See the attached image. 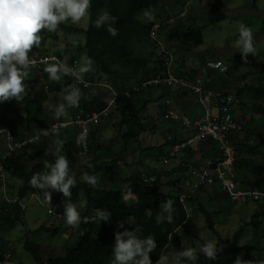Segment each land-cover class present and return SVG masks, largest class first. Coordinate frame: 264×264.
Listing matches in <instances>:
<instances>
[{
	"label": "trees",
	"instance_id": "obj_1",
	"mask_svg": "<svg viewBox=\"0 0 264 264\" xmlns=\"http://www.w3.org/2000/svg\"><path fill=\"white\" fill-rule=\"evenodd\" d=\"M167 1L91 0L90 21L86 30L75 26H68L64 23L60 25L65 32L85 34L86 42L84 52L86 53V57L92 59V65L96 67L99 73H102L106 77V82L114 86L118 94L115 108L116 112L121 115L119 130L123 132L122 129L124 127L127 128L122 133L123 139L127 143L134 140L137 141L140 134L146 131V125L142 121V115L145 113L150 101L149 99L144 100L141 96L143 90L136 91L135 87H141L143 83L161 74L163 69L165 70L163 66L164 53L162 57L155 55L147 57L140 49L136 48L137 45H144L150 42L153 38V31L156 32V37L153 40H157L158 31L164 28V26L155 29L154 20L150 23H144L138 20L137 17L143 14V10L150 8L153 12L159 7H162V4ZM254 4L256 5V1ZM224 6V2L210 3L208 5L212 12V23L220 22L226 18V15L219 13ZM101 9H107L113 16L117 17V21L113 25L118 30L117 36H111L107 32V26L101 28L95 27L94 22ZM183 20L178 21V27L174 32H170L169 37L182 38L185 42H192L194 46H201L204 41L202 31L200 30L202 27L186 28L185 31H182V29L187 27L182 22ZM81 50L82 48H77L78 52H81ZM57 56L62 60L65 58L63 53H58ZM40 66L42 68L45 67L43 64ZM225 73L228 74V71ZM84 75L87 80L96 82V79L94 80V77L91 76L90 71ZM30 76H32L31 73ZM46 78V82L52 88L53 93H58V96L69 85L75 84L74 79H70L69 75L62 76V80L59 83L50 81L47 75ZM33 81H37V78H34ZM25 82L28 86L26 94L21 100L23 112L18 113L15 106H12L15 100L7 102L8 105L5 111L0 112V129L3 127L10 128L16 142H22L25 139L32 138L39 129H44L49 125V117L46 111L49 97L45 96L41 91L34 92L30 89V80H26ZM133 83L135 84L133 85ZM223 83H225L224 80ZM246 92H252L255 99L249 110L256 115L264 117V86H258L254 83L247 84L245 87L239 88L237 93L239 97H242ZM53 98L56 99V97ZM94 103L96 105L92 108L91 104ZM79 104L80 106L74 107V110H83L88 113L94 111L100 112L107 105L96 99L90 102L82 99ZM262 129H264V126L260 130H250L247 136L250 135L252 137L254 134L258 135ZM50 139V137H45L42 141H38L35 144H28L24 147L17 148L9 156L4 157L1 145L5 143V140L0 136V165L7 177L17 178L22 182L16 194L24 205H26L24 201L31 195L41 193L40 190L30 186L29 181L32 175L37 172L43 173L47 171L44 166L46 160L55 161L54 149L50 146ZM92 140V143H94L96 140L95 135H93ZM235 145L237 149V157L234 164L236 180L239 181L241 186H250L251 188H255L256 183L251 182L247 184V178L249 176H252L254 180L260 179L264 183V162L258 161L256 157L264 149V137L255 143L240 140ZM65 148V155L70 162L75 161V157L82 150L81 145L76 142H68ZM187 152H190V150ZM45 153H48V155H45ZM188 155L186 158L191 160ZM98 162H93L86 169L88 174L98 175V186L92 188L84 183L80 177L75 176L77 186L71 190L72 196L70 202L77 204V206L79 204L84 205V207H80L83 210V217L93 215L94 210L97 208L106 209L111 213L110 221L94 223L82 222L76 229L75 235H77L75 243L66 247L65 253L62 256L48 257L47 260L41 258L42 247L40 243H35L34 240H27L24 248L33 255L36 264H111L115 233L117 231L123 232L125 229L131 230L137 225L142 228V236L147 237L151 234L156 239L157 249L150 254L153 262L158 260L161 251L171 242H173L176 252L184 250L181 241H177V233L184 226H188L191 220L187 218L188 215L184 209L185 206L180 202L179 195L166 192L165 187L160 184V177L157 173H151V175L158 176V180L154 185H145L142 182L140 174H133L126 181L128 187L126 190L109 188L105 184V179L108 177L107 175H113L118 170V160H111L110 163ZM180 167L172 168V170L168 169V173L171 174L172 171L181 170V176L185 178ZM1 190L0 183V193ZM180 192L181 189L179 188L178 194ZM125 195L135 196L136 203L129 205L124 202ZM168 199L175 201L174 208L176 211L173 214V221L172 223L165 222L157 225L156 215L161 211V204ZM195 200L192 196L189 201L193 204ZM68 202L69 200L64 199L62 193H58L54 197L53 209L58 214H64V207ZM4 203L6 202L0 198V257L1 252H10L13 254L12 260H14L15 248L10 246L8 241L5 240L6 237L4 235L9 234L18 224L23 222L27 207L23 208L22 204L18 203L5 206ZM199 210L205 216L209 230L216 236L217 241H219L217 248L219 249L221 245L224 246L223 251L217 252V260L209 261L202 256V259L200 258L199 260L200 263L227 264L228 259L235 257L241 249L240 245L246 229L241 228L232 238L224 239L216 229L214 214L217 212L210 213L201 204ZM262 216H264V207L252 215L251 221L247 226H254L260 229L262 227L260 221ZM121 223L124 224L123 228L119 227ZM41 232H48L52 236H57L60 229L42 226L33 232V235L35 236ZM262 236H264V228ZM233 264H235V260H233Z\"/></svg>",
	"mask_w": 264,
	"mask_h": 264
},
{
	"label": "rangeland",
	"instance_id": "obj_2",
	"mask_svg": "<svg viewBox=\"0 0 264 264\" xmlns=\"http://www.w3.org/2000/svg\"><path fill=\"white\" fill-rule=\"evenodd\" d=\"M255 1L256 5L254 4ZM216 2H224L225 6L219 11V13L226 15V18L220 22L212 23V12L208 5L210 3ZM182 12L186 13L188 16H186L187 18H183L184 20L182 22L186 24L187 27L182 29V31H185L186 28L190 29L202 27L200 30L202 31L204 38L203 44L201 46L195 48L192 47V49L186 51L185 48L182 49L183 45H180V38H170L167 35L168 32H174L178 27V21L182 20L179 18ZM152 14L155 17V23H157L158 26H164V28L161 30L159 29L157 40H155L156 42L152 38L150 42L145 43L144 45L136 46V48L140 49L145 56L151 57L152 55H155L162 57L163 54L161 53L160 47L158 45V41H161L163 44H166V50L172 53L171 60H173L174 68L187 70L190 67L193 68L194 65L201 63L202 61L205 62L207 59L206 69L212 72V79L215 78L218 80V83H223V80H225L228 84H231V82L235 79V82H238V86L240 87L242 82L246 84L254 83L258 86H264V0H168L162 4V7H159L153 11ZM137 18L144 23L152 22L147 20L143 14L139 15ZM169 20H173V22ZM89 21L90 15L79 24H72L70 20L64 24L86 30L88 28ZM239 23H244L249 26L253 30L255 38L256 53L254 56L250 54L247 57V64L244 62L238 49L234 46V41L238 38L237 29ZM40 35L42 37L41 46L39 49H33L34 52L38 51L40 53V55H38L39 57L44 58L47 56V54L58 53H63L65 58H70L73 55H77V59L80 62V67L83 66L82 57H86V53L84 52L86 37L84 33H68L65 32L62 27H59V30L56 32H48L45 30ZM170 42L175 43V45H169ZM77 48H82L81 52H78ZM181 64H184V66L180 67ZM35 66L39 67V64ZM33 67L31 69L32 76L29 75L26 80L31 81V84H29L30 89H32L34 92H42L44 87L41 84L43 81L40 79L45 72L43 69H37ZM225 68L227 69L228 74L225 73ZM247 72L248 74L246 75L245 73ZM90 73L91 76L94 77V80L96 79L95 81L97 83L102 84L99 86L95 85L90 92H87L90 93L91 97H95L96 100L107 104L108 94L105 88H103V84L106 83L110 88H112V90L116 91L114 86L106 82V77L102 73H99L94 65H92V70ZM34 78H37V81H33ZM25 84L28 86L26 82ZM134 84L135 83H133V85ZM221 86L222 85L219 84L217 88H220ZM158 91L159 90L156 89H150V91L148 89L143 90V94L141 95L142 98L144 100L149 99L150 101L148 103L146 115L143 114V116H148L152 119L155 117L153 115H157L156 109L158 108H154L155 103L158 102L159 104H163L164 102L162 99H156V101H153L152 95L158 93ZM186 93L189 95L191 94L189 92ZM249 95L250 99H246L245 101L247 104L248 102L254 103L255 99L253 94ZM158 96L159 95H157L155 98ZM53 97H56V99ZM61 97L62 94L60 96L54 94L47 101L46 111L50 123H52L53 120H56L54 118V109L63 102ZM7 105V102L0 103V112L5 111ZM13 105L15 106V109L18 113L23 112L22 101H14L12 106ZM150 113L153 115H150ZM248 114L250 115L249 112ZM51 117L53 118L52 120ZM253 117L254 120H252L251 123L246 124V129L252 128V131L260 130V128L264 126V117L261 115ZM120 120L121 115L116 112L115 107H112V111L109 116L102 120L98 125V135L95 136L96 140L94 142V147H92L90 153L87 156H84V159L91 160L95 158L94 155H100L103 163H110L111 158H116L119 162V168L116 171V174L107 175L108 177L105 179V184L115 190H126L128 187L125 181H127L130 175L140 174L143 172L147 173L144 170H140V173H137L138 164H147L148 161H152L151 157L155 156H157L158 160V155L161 150L165 151V153L162 155H166L169 150L165 149L166 146H161V141L158 139L159 135H155L151 130H149V122L145 124L147 129L146 133H142V135L139 136L141 137L140 142H125L122 133L126 131L127 128L124 127L122 129L123 132L119 130ZM174 122L175 121L159 119L155 130L162 133V131L165 132L168 130L167 128L171 127V129H169L171 130V136L174 137L175 135V137L181 138V133H175L173 135L174 125H176ZM100 126L102 127L101 130ZM163 136H166V134ZM262 137H264V129H262L258 135L254 134L252 137H248L247 140H249L250 143H255L258 142ZM152 144L153 146L151 147L150 145ZM204 148L209 150V147L207 146H204L203 149ZM204 153L206 154V150ZM56 154L64 155L63 149H58ZM256 157L258 161L264 162V149H262L260 154ZM138 158L141 162H139V160L134 161ZM155 163L156 161L154 164ZM158 164L159 166H156V168L158 171H160V165L163 164L159 161L157 165ZM71 171L74 173L76 170L72 169ZM85 172L87 171L83 170L79 172L78 176L81 177V175ZM125 175L127 176L126 178ZM75 176L77 175L75 174ZM7 178L13 182L16 181L15 183H17V179L6 176V179ZM255 181L257 188H264V183L260 179H256ZM15 183L13 184L11 191L12 196L17 195L16 193L18 187L15 186ZM21 184L22 182L20 183V186ZM8 189L9 187L7 186L6 191L2 193L3 196L8 192ZM171 193L174 194V190H172ZM57 194L58 192H52L51 202H48L44 198L42 192L37 194V198H28L24 201V203L27 205V210L25 212L23 222L18 224L9 234H5V240L9 243L11 241V246L15 248L14 264H36V260L34 259L33 255L24 248V244L27 240H34L35 243H40L42 247L41 258L43 260H47L48 257L62 256L65 253L66 247L75 243L77 235H75V232L77 228L73 229L68 227L63 219L51 215L48 212V210L53 208L54 197ZM123 200L129 205L136 203V197L133 195H125ZM223 201L224 203L219 205L216 203L213 205L208 203L207 206L205 204L204 207H206V210L212 213L217 211V213L214 214V220L217 231L223 236L224 239L232 238V236L237 231H239L246 222L250 221L251 216L258 210L260 205H263L262 203H249L242 205L229 203L228 200ZM79 205L78 210L83 217V210L79 207ZM191 207V218L189 219L191 222L188 224V226L186 225L178 231L177 241H181L184 249L191 247L195 250L193 261L190 262V264H201L199 260L204 255L200 252V246L203 243V241L199 240L200 232H205L209 239L217 240V238L209 230L204 215L199 211V209H195L196 205L193 203L191 204ZM42 226L52 227L53 229L59 228L60 232L57 236H52L48 232H41L34 236L33 232ZM258 230L255 228H248L245 233L246 239L244 240V243L247 240L245 244H249L250 240L258 235L255 242L260 243L261 247H264V239H262L263 227ZM170 244L174 246L173 242L169 243V245ZM246 249L247 248L245 246L243 251ZM174 251H176L175 246ZM262 254H264V251ZM234 258L235 257L228 259L229 261L227 264H231Z\"/></svg>",
	"mask_w": 264,
	"mask_h": 264
},
{
	"label": "clouds",
	"instance_id": "obj_3",
	"mask_svg": "<svg viewBox=\"0 0 264 264\" xmlns=\"http://www.w3.org/2000/svg\"><path fill=\"white\" fill-rule=\"evenodd\" d=\"M90 8H91V0H0V103L10 102L12 100H15L16 102L21 101L24 95L26 94V90H27V85L25 84V80L29 77L32 67L34 66L33 68L43 69L40 66L41 64L45 66L43 69L45 73L40 79L43 81V83L41 84L44 87L42 93L49 98H51V96L56 94V92L53 93L52 88L46 82L47 80L46 75L48 76V79L50 81L56 83H59L62 80V76H67V75L70 76V79L71 78L74 79L75 77L78 83L83 82L82 79L91 83L92 85L88 89H80V87H78L77 84L69 85L66 89H64L62 91L63 102L60 103L58 106H56L54 110V118L56 120H53L52 123L49 122V125L47 126L50 127L52 125V127L48 130H44L45 128L39 129L38 132L32 138H30L32 142L36 143V141L37 142L42 141L45 137H50L52 139L53 137H56V135L60 133L74 130L78 135L77 142L81 145L82 148V150L78 153V156L80 155L87 156L90 153L92 147H94L93 145L94 143H92L93 135L95 136L97 135V127L102 120L106 119V117H103L99 122V124L93 128V132L91 133L89 140L90 141L89 149L86 153H84V149L81 143L83 136L81 135V132L78 128L68 126L67 128H61L58 130V128L62 127L63 125L55 124V123H67L69 119L72 116H75L79 110H75L74 113H72L70 117H68L67 119H60V118L67 115L68 109L79 106V102L82 98V91L84 90L91 91L95 85L99 86L102 84L97 82H91L85 78L84 73H87L92 70L93 61L91 58L82 57L83 66L80 67V62L77 59V55H73L70 58H64V60L59 58L57 54H47L46 57L39 58L38 55H40V53L38 51H36L37 53L34 52L33 49L40 48L42 43V37L40 34L43 31L47 30L48 32H56L59 30L61 24L66 23L69 20L71 21L72 24H79L86 17L90 15ZM143 16L149 21L155 19V17L152 14V10L150 8L143 10ZM179 18L181 17L179 16ZM116 21H117V17L113 16L107 9H101L94 23H95V27L97 28L107 26V32L111 36L115 37L118 35L117 28L113 26L116 23ZM237 30H238V38L234 41V46L238 49L244 62L247 64L248 63L247 57L250 54L254 56V54L256 53L253 30L244 23H239ZM154 37H156V35ZM163 53L165 55L163 66L166 70V66H165L166 60L167 58H169V55L172 56V54L169 53L168 50L167 51L164 50ZM48 58L51 60L45 63L44 60ZM75 61L77 62V65L74 69L71 68V66H73ZM37 64H39V67L35 66ZM172 65H173V60H172ZM172 65H171V69L176 75H181V76L184 75V74H177L174 71ZM165 70L163 69L162 73H164ZM224 70L227 71L226 68ZM194 73L195 72H191L190 74L196 75ZM246 85L247 84L245 83V86ZM105 86H108L106 83L103 84V88H105L108 96L111 99L112 95L110 91L106 89ZM46 89H49L48 93H46ZM162 89H166V88H162ZM162 89H156V90H162ZM209 90H213V89H209ZM214 91H218V90H214ZM109 101H107V105L104 109L107 108ZM115 105H116V101L113 107H115ZM164 108H165V102H164ZM102 111L98 113H101ZM3 128L0 129V132H6V130H2ZM41 136L43 137L40 140ZM247 138L246 136H244V138L242 137V139L240 140H246ZM207 144L210 145V147L214 151L215 143H213L212 141L210 142L207 141ZM45 155H48V153H45ZM173 160H171L168 165H164L163 163L162 164L166 167H169V165ZM207 160L208 158L206 159V161ZM158 161L161 162L159 158ZM205 163L195 168L205 167ZM44 166L47 169V171L43 173L40 172L34 173L29 181V184L32 188L40 190L43 193L44 198L48 202H51L52 200L53 191L62 193L64 199L69 200V202L65 204L64 214H59L62 215L61 219H63L66 222V225L68 227L75 229L78 228L82 222L94 223V222L110 221L111 213L106 209L97 208L94 210L93 215L82 217L80 211L78 210L77 204L70 202L72 196L71 190L77 186V180L75 174L72 173L71 171L70 161L68 160L66 155L55 156L54 162L46 160ZM0 168H2L1 165ZM187 171H189V168ZM182 173L184 174L185 177L188 176V172L187 173L183 172V167H182ZM0 174H3L4 177V181H2L0 177V183L2 188L0 193V198H1L3 196L2 193L6 191L8 185H7L6 174L3 168L2 171L0 170ZM142 174L151 175L143 172L140 173V177ZM171 174L168 175V181L171 184V186L176 190L177 195H179L178 189L180 188L181 192L183 191V189L181 187L178 188L174 186L178 181L175 182L174 184L173 181L169 180ZM81 180L84 183L91 186L92 188H96L99 184L98 175L95 174L90 175L87 172L81 175ZM157 180H158V176H157ZM237 182L240 185L238 180ZM154 183L150 185H154ZM241 187L244 188L243 186ZM214 189L219 191L224 196V198L228 200L227 197L220 191V189L216 185L210 186L209 188H201L196 193L192 194V196L195 198V195L197 193L209 192V191H213ZM252 189H258L259 191L264 193V188L259 189L255 187ZM8 194H9V190L7 193H5L4 196L10 199L17 197V195L9 197ZM31 196L29 198L35 197V195H31ZM229 203L232 202L229 201ZM249 203H262L263 205H260V207L258 208V210H260L262 207H264V198L262 200L260 199L256 201H250L246 204ZM174 204L175 201L173 199H168L166 202L161 204L160 206L161 211L156 215L157 225H160L165 222L172 223L173 214L176 211V209L174 208ZM201 204H205V203H201ZM235 204H240V203H235ZM246 204H242V205H246ZM194 205H196L195 209H199L197 203H195ZM184 206H185L184 209L188 215L187 218L189 220L191 218L190 213L192 211L190 201L187 203V206L186 205ZM79 207H84V205L81 204ZM250 221L246 222L245 225L242 227L246 229L245 233L248 230V228L257 229L254 226H247L248 223H250ZM260 221L262 223V227L264 228V216L260 218ZM119 227L123 228L124 224L121 223ZM245 239H246V234H244V238L241 242L240 245L241 249L235 255L234 258L235 264H264V256H260L258 253L253 252V250H255L257 247L255 246L256 244L254 243L255 241L250 240L249 244H245L247 242L246 240V242L244 243ZM199 240L203 241V243L200 246V252L204 255V257L209 261L217 260L218 258L217 252L223 251L224 246L221 245L220 248L218 249L217 244L219 243V241L214 239H209L205 232H200ZM251 245H253V247H251ZM245 246L247 249L243 251V248ZM261 248L264 249V247ZM156 249H157V243L154 236L151 234L148 235L147 237L142 236V228L139 225L133 227L131 230L125 229L123 232L117 231L115 233V243L112 246L113 259L111 261V264H190V262L193 261L195 254V250L191 247L176 252L174 251V246L170 244L169 246H166L164 250L161 251L158 260L156 262H153L150 254L153 253ZM246 260H250V261H246ZM231 264H233V262Z\"/></svg>",
	"mask_w": 264,
	"mask_h": 264
},
{
	"label": "built area",
	"instance_id": "obj_4",
	"mask_svg": "<svg viewBox=\"0 0 264 264\" xmlns=\"http://www.w3.org/2000/svg\"><path fill=\"white\" fill-rule=\"evenodd\" d=\"M185 16L186 13H182L181 17L184 18ZM155 35L156 32L153 31L152 36L154 37ZM49 60L51 59H45L44 62L47 63ZM76 65L77 62L75 61L71 68L75 69ZM171 65L172 60L169 55L165 63V72L143 83L141 87H136L135 90L166 88L189 92L194 95L196 102L204 109V115L200 119L192 120L187 115L174 109L170 100L165 101L166 108H164L165 110L162 112V118L168 121L179 122L183 128L190 130L191 134L187 139L173 144L169 152L160 157L161 162L164 165H168L171 160L177 159L182 153L189 150L198 151L199 147L207 141L215 143L213 152L217 153V156L208 158L205 167L195 168L193 166H187L189 171L188 176H184L185 178L181 176V170L172 172L169 180L173 181L174 184L178 181L174 186L183 189L179 194L180 202L187 206L192 194L196 193L201 188H209L214 185H216L227 199L234 204H246L250 201L262 200L264 198V193L258 189L242 188L235 177L234 164L237 157L235 144L242 139V137L244 138V136L247 135L246 121L243 118L242 100L238 97L237 91L222 93L209 90L206 87V81L202 75H176L172 71ZM82 80L83 82L78 83L74 77L75 84H77L80 89L90 88L92 84L84 79ZM244 86L245 83L242 82L241 87ZM105 87L110 91L112 97L107 108L101 113H88L79 110L67 123H55L63 125L59 127L58 130L67 128L68 126L76 127L80 130L83 136L81 143L84 153L89 149V140L93 128L99 124L103 117L109 116L116 101L117 93L109 86ZM48 90L49 89H46V93H48ZM51 127L52 125L44 130H48ZM2 130H6V132H0V136L5 140V143L1 145L4 157L9 156L10 153L17 148L35 143L32 142L31 139H25L23 142H16L11 129L4 127ZM42 137L43 136H41L40 140ZM0 170L2 171V168H0ZM0 177L1 180L4 181L3 174H0ZM141 179L144 184L150 185L157 181V176L142 174ZM1 200L6 202L4 203L5 206L18 203L22 204L23 208H26V205L17 197L10 199L6 196H2ZM48 212L60 219L62 218V215L57 214L54 209H50ZM12 258V253L1 252L0 264H8Z\"/></svg>",
	"mask_w": 264,
	"mask_h": 264
},
{
	"label": "crops",
	"instance_id": "obj_5",
	"mask_svg": "<svg viewBox=\"0 0 264 264\" xmlns=\"http://www.w3.org/2000/svg\"><path fill=\"white\" fill-rule=\"evenodd\" d=\"M183 12H185V11H183ZM182 13L180 14V17L182 15ZM169 21H171V20H169ZM171 22H173V20ZM171 22H169V23H171ZM159 27L160 26H158V24L155 23V29H157ZM167 35L170 36V32H168ZM179 42H180V45H183L182 49L185 48V51L189 50V49H192V47L193 48L198 47V46H194V44L192 42L188 43V42L183 41L182 38H180ZM171 44L175 45V43L170 42L169 45H171ZM158 45L160 47L161 53H163L164 50L167 51L166 48H165L166 44H163L161 41H158ZM181 52H183V51H181ZM169 53H171V52H169ZM206 62H207V59H206L205 62L202 61L201 63H198V64L194 65L193 68L190 67L187 70L186 69L185 70H180L178 68H174L173 65H172V67H173L174 71L177 74H190L191 72H195L194 74L202 75L205 78L206 86L209 89L218 90V91L220 90L219 92H222V93L233 92V91H237L238 92V89H239L240 86H238V82H235V79H234V81L231 82L232 86H231L230 83L228 84L225 80H224L225 83H218L217 82L218 80H216L215 78L212 79V77H211L212 76V74H211L212 72H210V71H208L206 69ZM183 66H184V64L180 65V67H183ZM245 74L247 75L248 72L245 73ZM219 84H221L222 86L220 88H217ZM87 91L88 90L82 91L83 94H82L81 100L84 99V100H87V102H90L93 99H95V97H91L90 93H89L90 91L89 92H87ZM249 94H252V92H246L241 97L242 106H243L242 109H243V113H244V117L243 118L245 119L246 124L247 123H251V121L254 120L253 116H257L256 114H254L253 112H251L249 110L250 106H252V103L248 102V104H247V102L245 101L246 99H250V95ZM157 95H159V96L157 98H155ZM152 96H153L152 97L153 101H156V99H162L164 102L166 100H168V99L171 100L172 101V107L174 109H177L181 113L187 115L192 120L200 119L204 115V109L202 108V106L199 103L196 102V99H195L194 95H192V94L189 95L188 93L182 92V91H176V90H171V89H162V90H159L158 93H156V94H154ZM107 98H108V101H109L110 97L107 96ZM81 100H80L79 103H81ZM96 102L98 103V101H96ZM164 102H163V104H159L158 102L155 103L154 108H158V109H156L157 110V115H153L152 113H150V115H153L155 117H153L151 119L148 116H143L142 115V119H143L142 121H143L144 124H147V122H149V130H151L155 135H159L158 139L161 141V146H166L165 149L169 150L174 143L187 139L189 137V135L191 134V131L188 130V129L183 128L182 125L179 122H174V123H176V125H174V133H173V135L175 133H177V134L181 133L182 134L181 138H177V137H175V135H174V137L171 136V130H169V129H171V127L167 128L168 130L165 131V132L162 131V133H160L159 131L157 132V130H155V127L158 124V120L159 119L160 120H164V119H162V112H163V110H165L164 109ZM82 104H83V101H82ZM95 105H96V103L91 104V107L93 108ZM79 106H80V104H79ZM150 107H151V105H150ZM165 108H166V106H165ZM75 110H74V108L68 109L67 115L61 117L60 119H67L68 117H70V115L72 113H74ZM146 112H147V108H146V111H145L144 115H146ZM248 112L250 113V115L248 114ZM52 119L53 118L51 117V120ZM166 121H168V120H166ZM246 127H247V125H246ZM101 128L102 127L100 126V130H101ZM246 130H247V133H249L250 130L252 131V128L251 129H246ZM143 133H146V131L143 132ZM164 134H166V136H163ZM141 135H142V133L140 134V136ZM248 137H250V135ZM77 138H78V135H77V133L74 130H70L68 132H63V133H60V134L56 135V137H53L52 139H50V146L54 149L53 151H54V154L56 156H57L56 153H57L58 149L60 150V148L63 149V153L65 155V152H66L65 145L68 142H76V143H78L77 142ZM246 138H247V135H246ZM140 140H141V137H139L137 141L134 140L133 142L134 143H138V142H140ZM247 142H249V140H247ZM139 144H141V143H139ZM150 146L152 147L153 144L150 145ZM204 146L209 147V150H207L205 148L203 149ZM205 150H206V154L204 153ZM164 153H165V151L161 150V152L158 155L159 159H160L161 156H164V155H162ZM188 153H190V154L188 155ZM186 154L188 156H190L191 160H188L186 158V156H187ZM94 156H95V158L90 160V159H84L85 158L84 156H81V155L78 156L77 155L75 157V161L70 162L71 170L75 169L76 171L74 173L78 176L79 172H81L83 170H86L87 167H90L93 162H96V161H99L98 163L103 162L101 157H100V155H97V156L94 155ZM213 156H217V153H214L212 148L210 147V145H208L207 142H205L199 147L198 151H190V152H186V153L180 154L177 159H175V160H173L171 162L169 167H166L164 165H160L161 166V170L160 171H158L157 168H156V166H159V164L157 165V163H158L157 156L151 157L152 161H148L147 164L141 163V164L137 165L138 166L137 167V170H138L137 173H140V170H144L148 174L157 173L159 175V177H160V184H161V186L165 187L166 192H171L172 190H174L175 194H177L176 190L171 186V184L168 181V175H169V173H168L169 170L168 169H172V168L175 169L176 167L178 168V166H181L180 168L183 167V172L187 173L188 172L187 170H188L189 166H192V165L197 166V167L201 166V165H203L205 163L207 158L213 157ZM114 159H116V158H111L110 160H114ZM138 160H139V158L134 160V161H138ZM155 161H156V163L154 164ZM139 162H141V161L139 160ZM118 165H119V162H118ZM128 171H127V173H128ZM126 177L127 176L125 175V178ZM15 179H17V178H15ZM80 179H81V177H80ZM255 180L253 179L252 176H249L247 178V184H249L251 182L255 184V182H256ZM15 182H13V181H11V180H9L7 178V185L9 187V189H8L9 190V194H8L9 197L12 196L11 195V191H12L13 184ZM20 183H21V181L19 179H17V183H15V186H17L19 188L20 187ZM111 183H112V181H111ZM108 187L110 188V186H108ZM243 187L244 188H249L250 186H248V187L243 186ZM35 197L37 198V195H35ZM195 199L196 200L194 201V203L198 204V208H199L201 203H205V204L211 203V205L216 203L217 205H219V204L224 203L223 200H226L224 198V196L219 191H217L215 189L213 191H209V192L197 193L195 195ZM206 201H207V203H206ZM205 204H201V205L204 207ZM4 237H6V236L4 235ZM257 237H258V235L253 237V239H251V240L255 241ZM262 239H264V236H262ZM254 243H256V242H254ZM9 244L11 246V241H10ZM255 246H257V247H256L255 250H253V252L254 253L255 252L258 253L260 256H264V254H262L264 249L260 247V243H256ZM251 247H253V245H251ZM53 257H55V256H53ZM9 264H14V260H12Z\"/></svg>",
	"mask_w": 264,
	"mask_h": 264
}]
</instances>
